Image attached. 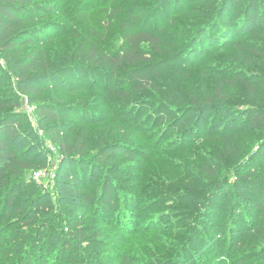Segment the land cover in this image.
<instances>
[{"label": "rangeland", "instance_id": "1", "mask_svg": "<svg viewBox=\"0 0 264 264\" xmlns=\"http://www.w3.org/2000/svg\"><path fill=\"white\" fill-rule=\"evenodd\" d=\"M233 1L228 0L226 9L221 12L222 0H30L33 12L30 16L36 19L32 28L36 33L32 35L34 45L24 47L22 58L45 46L50 57L68 53L75 58L85 37L95 41L102 51L113 54L124 42L120 27L124 10L148 4L150 13L144 11L146 8L141 11L137 8L134 12H145L142 16L149 15L155 20L143 23L141 19L136 24L161 35L163 53L155 55L153 62L164 72L156 78L158 88L132 91L131 74L127 72L115 80L94 71L63 69L42 84L41 96H32L23 94L19 88L17 76L22 73L19 68L22 59L16 60L14 50L1 53L0 99L17 101L3 112L16 110L23 116L19 129L26 143L19 148L40 155L37 159L40 165L25 172L26 183L40 187L48 195L44 200H52L55 207L64 204L67 214L83 215L85 224L110 228L107 218L94 217V206L83 207L82 198L75 197L77 206L60 199L68 198L64 188L67 182L71 184L69 178L73 174L83 180L93 196L101 192V183L108 176L118 185L113 192L117 207L112 213V222L123 215L120 200L132 194L127 188L133 187L139 190L135 191L140 199L139 208L132 211L139 221V230L148 222L170 230V260L177 248L187 245L189 250L184 259L187 264H233L240 254L235 244L246 237L247 224L253 222L254 217L260 216L261 220L264 216V212L253 211V204L262 195L243 181L251 171L256 176L264 165V129L253 128L245 116V112L252 109L264 110V68L258 57L249 52V46L235 51L234 42L245 37L233 35L223 45H212L210 41L220 37L219 28L205 31L196 44L191 45V51L184 53L194 28L201 21L211 16L218 18L219 24L229 18L235 20L253 0H238L235 11L227 12V6ZM255 2L261 8L262 0ZM183 53L181 60L179 56ZM239 79L250 80L257 86L253 99ZM221 80H237L234 86L226 83L224 98L214 95ZM97 84H109L116 90L107 103L103 100L104 92L89 91L83 95L79 91L73 95L63 89ZM124 92L128 93L127 97H123ZM206 94L220 102L207 117L203 115L201 119L202 113H193V121L187 126L181 125L184 111L170 114V107L179 108V98ZM80 98L84 103L79 102ZM38 101L55 107L81 106V109L68 110L65 118L49 123L37 112ZM56 123L64 128L75 125V132L87 131L92 148L121 142L116 147L122 149L110 155V159H98L93 153H87V158H93L92 164L67 162L47 133ZM204 166L218 168L219 175L204 174ZM210 201L213 207L208 208L214 213L205 216ZM148 203L151 209L144 211ZM34 208L36 211L37 207ZM125 219L128 217L124 213L120 221ZM10 220L18 221L15 217ZM200 220V231L190 245V232L195 226L192 225ZM172 246H177L176 250ZM126 248L133 264H138L135 255L140 247L135 238L122 251ZM50 256L53 262L63 261ZM253 262L251 259L245 264Z\"/></svg>", "mask_w": 264, "mask_h": 264}, {"label": "trees", "instance_id": "2", "mask_svg": "<svg viewBox=\"0 0 264 264\" xmlns=\"http://www.w3.org/2000/svg\"><path fill=\"white\" fill-rule=\"evenodd\" d=\"M222 1L219 9L221 12L226 9L228 0ZM29 3L30 0H0V54L14 50L16 60L22 59V64L19 67L22 73L17 78L23 94L41 96L42 84L53 79L52 77L63 69L94 71L115 80L121 79L120 77L127 72L131 74L132 91L158 88V85L155 84L156 78L161 76L164 71L160 72L154 66L153 61L155 55L163 53V39L158 33L137 26L136 23L141 19H143V23L155 20L149 15L142 16L145 12L135 13L134 11L138 7L133 10H124V15L120 20L124 42L120 50L113 54L102 51L95 41L85 37L79 44L78 54L75 58H72L68 53H63L59 57H50L48 46L37 48L22 58L24 47L34 45L32 35L36 33L32 28L33 21L36 19L30 16L33 12ZM238 3V0H234L231 5L229 4L227 12L232 9L235 11ZM257 4L255 0L249 2L239 12L235 20L229 18L224 24H219L218 18L214 19L212 16L201 21L194 28L184 53L191 51L192 46L205 31L212 30L213 32L219 28L220 37H212L213 39L210 41L212 45L215 43L223 45L233 35L245 37L244 40L234 42L235 51L242 50L246 45L249 46V52L258 57L259 63L264 68V0H262L261 8ZM142 8H146L144 11L149 13L152 11L148 4L140 6L137 11H141ZM43 17L45 18V16ZM249 35H251V39L247 40ZM184 53L179 56V59H184L182 58ZM237 80H221L214 95L224 98L223 88L226 83L234 86ZM240 81L246 86L250 98L253 99L257 92V86L250 80L241 79ZM63 89L73 95L79 91L83 92V95H87L89 91L104 92L103 100L106 103L110 94L116 92L109 84L105 86L97 84L80 89ZM122 95L127 97L128 93L124 92ZM82 98L79 99V102L83 101ZM217 101L219 100L215 101L214 97L209 94L203 95V97L192 95L189 98L188 96L179 98V106L176 105L179 110L170 107V114L174 115L178 111H184L181 125L188 126L193 121L191 118L193 113H202L201 119H203L217 107L220 103ZM16 104L15 100L0 99V264H133L134 260L129 255L127 248L122 250L134 238L140 247L137 251L138 255H135L138 264H187V261L184 260L189 250L187 245H183L177 250L178 245L172 246L176 252L173 260H170V230L166 231L164 227H159L154 222L144 223L142 230H139V221L135 219L136 216L132 212L139 208L140 199L135 192L139 190H135L133 187L127 188L132 191V194H126L120 200V205H123L121 213L123 215L125 213L128 219L120 221L122 215L112 222V213L117 207L113 192L118 188V185L106 176L101 183V192L97 196H93L92 192L87 191L86 186L82 183L83 180H79L75 174L70 176L71 184L67 182L69 187L64 188L68 198L60 199H66L70 201V204L77 206L79 204L75 197L82 198L83 207L94 206V217L107 218L110 222L106 224L110 228L85 224L83 215L71 216L67 214L68 211L64 208V204L55 207L52 200H44L48 195L44 194L40 187L28 184L24 179L25 172L40 165L37 161L40 155H32L30 149L19 148L26 143L19 129L23 116L16 110L3 112L9 105ZM80 107H55L38 101L37 112L46 118L47 122L52 123L65 118L68 110L81 109ZM245 116L248 117L253 128L264 129V110L252 109L245 112ZM16 118H19V121L16 122ZM201 119L200 121H202ZM144 131L142 135L146 137L147 134ZM47 133L52 136L54 143L65 157V161L70 163L92 164L93 158H87V153H93L98 159H110V155H114L115 151L122 149L116 147V145H121V142L111 146H108L110 144L107 143L92 148L91 142L88 140V132L83 130L75 132V125L64 128L58 123L52 124ZM249 160L251 161V159ZM252 170L255 169L252 168ZM202 172L210 177H217L220 173L218 168H206L205 166L202 167ZM243 181L262 195L253 204V211L264 212V165L256 176H253L251 171ZM20 192L21 194H19ZM18 194L19 197L16 198ZM237 204L236 202L235 206ZM210 205L212 206V201L210 204L207 203V209L203 215L208 216L210 213H214L213 209L210 211L211 208H208ZM34 207H37L36 211H34ZM148 209H151L149 203L143 207L144 211ZM14 217L15 220H18L17 222L10 220ZM252 221L246 226L249 227L246 237L235 244L240 249V254L233 260V264H245L251 259H254L253 264H264V216L261 220L260 216L254 217ZM201 223L202 220L199 223H193L192 226H195L190 232V245L196 240ZM153 227L155 230H152ZM187 228L190 231L189 224ZM148 238H151V241ZM75 251L76 253H74ZM50 255H55L63 261L53 262Z\"/></svg>", "mask_w": 264, "mask_h": 264}]
</instances>
